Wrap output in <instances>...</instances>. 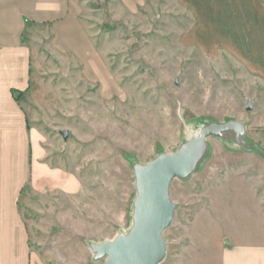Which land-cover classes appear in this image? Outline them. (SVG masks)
I'll list each match as a JSON object with an SVG mask.
<instances>
[{
    "label": "rangeland",
    "instance_id": "1",
    "mask_svg": "<svg viewBox=\"0 0 264 264\" xmlns=\"http://www.w3.org/2000/svg\"><path fill=\"white\" fill-rule=\"evenodd\" d=\"M78 2L106 78L94 73L87 81L73 58L52 48L48 30L26 37L31 81L20 99L29 126L43 135L45 159L59 172L58 187L31 184L21 197L33 264H106L93 244L134 229L138 166L178 152L211 123L231 120L245 125L242 136L236 127L210 136L189 176L173 180L176 216L163 233L160 263L221 264L225 236L259 229L235 204L236 189L245 201V181L264 175V81L228 52L253 58L264 18L233 13L224 2L208 4L201 21L180 0H146L136 12L119 0ZM192 27L212 54L197 49ZM69 175L72 189L64 182ZM220 199L231 204L223 214Z\"/></svg>",
    "mask_w": 264,
    "mask_h": 264
},
{
    "label": "crops",
    "instance_id": "2",
    "mask_svg": "<svg viewBox=\"0 0 264 264\" xmlns=\"http://www.w3.org/2000/svg\"><path fill=\"white\" fill-rule=\"evenodd\" d=\"M119 1L129 12H136L146 2ZM180 2L197 16L198 21L203 19L202 11L205 12L208 4L215 9L219 2L234 8L233 13L240 9L247 16L264 18V0ZM81 12L78 0H0V264H33L29 226L20 208L21 197L31 184L33 190L42 186L46 189L49 185L58 187L59 172L45 159L43 135L29 126L20 99L31 81L32 52L26 41L27 33L32 29L48 30L52 48L73 58L84 71L87 81H93L94 73L99 78H106L105 59L84 25ZM261 36L260 48L250 49L255 51L253 58L245 55L244 50L230 49L228 53L264 81V35ZM192 39L202 53L212 54L201 49L193 35ZM71 177L64 178L68 189L74 185ZM245 182L249 183L251 194L244 201L243 190L237 188L235 206L237 211L242 210L249 216L246 220H255L259 229L245 236H225L220 249L221 264H264V175L261 178L251 176ZM254 182L261 185L255 186ZM224 201L220 199L217 203L221 214L226 213L224 209L231 208L229 202L224 203L227 206L221 205Z\"/></svg>",
    "mask_w": 264,
    "mask_h": 264
},
{
    "label": "water",
    "instance_id": "3",
    "mask_svg": "<svg viewBox=\"0 0 264 264\" xmlns=\"http://www.w3.org/2000/svg\"><path fill=\"white\" fill-rule=\"evenodd\" d=\"M247 108L252 109V102ZM235 127V132L242 136L245 125L241 122L211 123L178 152L161 154L150 163L138 166L135 227L129 235L120 234L115 241L93 244L98 256L107 257L106 264H160L167 254L163 233L176 216V206L169 197L173 180L189 176L204 156L210 136ZM62 134L68 138L69 131L64 130Z\"/></svg>",
    "mask_w": 264,
    "mask_h": 264
}]
</instances>
